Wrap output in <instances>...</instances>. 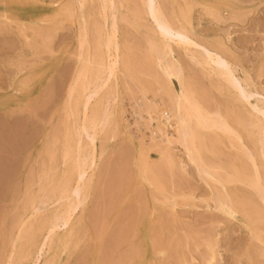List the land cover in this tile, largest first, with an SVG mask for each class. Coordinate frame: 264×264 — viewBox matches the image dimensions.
I'll use <instances>...</instances> for the list:
<instances>
[{
  "label": "rangeland",
  "instance_id": "1",
  "mask_svg": "<svg viewBox=\"0 0 264 264\" xmlns=\"http://www.w3.org/2000/svg\"><path fill=\"white\" fill-rule=\"evenodd\" d=\"M80 1L0 0V264H12L11 260L13 264H32L31 257L21 256L23 240L14 246L12 242L30 209L40 208L41 221L55 209L52 201H40L41 197L44 200L43 190L59 182L65 144L73 146L77 140L74 118L69 115L81 92L80 88L72 90L75 77L88 64L86 58L92 63L86 73L89 78L101 72V63L108 60L100 45L110 19H101L98 0H87V53V45H81ZM160 1L177 27L180 24L173 16L187 13L182 24L191 39L229 65L234 77L231 85L195 62V57L205 55L204 49L190 47L191 55L172 43V55L164 60L176 61L200 105L226 118L245 146L220 130L214 134L199 130L196 139L203 163L221 179L231 173L244 176L239 174L240 183H212L199 170L198 162L190 160L184 146L164 141L158 132L164 128L157 120L150 122L145 113L138 114L139 106L169 105V94L179 87L174 78L165 80L158 67L151 39L160 29L147 16H133L139 0H126L115 12L119 20L117 71L90 106L108 117L106 125L97 127L94 145L85 146L86 152L93 150L95 165L83 178L84 205L71 217L66 247L60 243L62 229L48 242L42 255L46 264L52 257L50 264H264V202L260 189L249 180L253 156L264 183V160L253 125L256 112L245 103L264 105V0ZM107 14L110 18V12ZM170 36L183 40L173 32ZM237 85L248 86L251 97L236 95ZM160 121L173 125L172 120ZM172 131L167 127L164 134L175 140ZM39 224L34 234L41 241L45 230Z\"/></svg>",
  "mask_w": 264,
  "mask_h": 264
},
{
  "label": "bare ground",
  "instance_id": "2",
  "mask_svg": "<svg viewBox=\"0 0 264 264\" xmlns=\"http://www.w3.org/2000/svg\"><path fill=\"white\" fill-rule=\"evenodd\" d=\"M91 1H93V0H91ZM124 1H126V0H98L99 7L101 9V10L100 9H98V10L101 11L102 14L100 13V15H102V17H103L101 19H104V20L110 19V23L108 21L109 24L107 25V29L105 30L106 32H104L105 38L103 40L102 37H101L103 42L100 45V47L103 46L106 49L107 54H105V55L106 56L108 55L107 56L108 60H107V62L105 61L106 63H104V62L101 63V66H102V71L101 72L96 73V74H94V76L92 75L93 77L89 78L87 76V74L89 72L87 73V71L89 70V67L92 66V65L90 66V64H92V63H91V61L90 62L87 61L89 58H86L87 62L85 61V64L86 63H88V64H86V66L84 68L80 69V71L78 72V75H76L77 78L75 77L76 80H74L75 82L73 83L74 86H73L72 90H75V88L76 89L80 88L81 92H80V95L78 97L76 96L77 99L73 102L74 104L72 103L71 106L74 105V107H73L74 109L73 108L71 109V107H70L69 115H71L70 116L71 118H72V116L74 118V122H73L74 123V127L76 125V127L74 128V130L76 129V135H74V139L76 140V138H77V140H76V142H75V144L73 146H72V143L69 144V142H67V144H65V146H64L65 147L64 148L65 151H64V154H62L63 156H62V161H61L63 170H62V174L59 173L61 175L60 177H58V179L60 178L59 182L56 179L55 182H58L57 184L56 183H55V185L51 184L52 186L50 188H47V189L43 190L44 191V193H43L44 194L43 195L44 196V200H43V198L41 196H39L42 199V201H40V202H42L43 204H46L48 201H52V205L55 204L56 207L53 210V212H51V215H49L48 217L46 216L47 218L46 219H42V221H41L39 219V216H38L39 212H40V211L38 212V209H40V208H37L38 206L32 208V205H31V207H30V208H32V210L30 209L31 212L29 211L30 213H29L28 217L24 221H22L20 223L19 228H18V232L16 234V237L14 238V240L12 242V245L14 246L15 242H17L19 240H23L21 247H23V249H24V252H23L24 254L22 253L23 255H21V256L24 259H27L28 257H31L30 259L32 260V264H41V263L46 264L44 262L46 261L45 259H47V258L43 259L44 257L42 258V255H43L44 251H46L45 248L47 247L48 242L50 240H52L53 236L56 234V232L58 230H61V229L65 230V232L64 231L60 232V233H62L61 234L60 243L63 244V247L64 246L66 247V245H67V243L69 241V233L71 231V230L67 231V228L69 227V223H71V219H72L71 217L73 216V214L76 213V211L80 207H82L84 205V198H85V192H86V183L83 180V178H84V176L86 174L87 169H92L93 166L95 165V162H94L95 155H93L94 152L92 153L93 150H90L91 151L90 153L88 151L86 152L85 151V146H88V147L90 146L89 148H91V145L94 143V140H95L94 137L96 135L95 132H96L97 127L98 126H102L103 123L104 124L107 123L106 119L108 117V115H107L108 113L107 112H106L107 114H105V112L102 113L99 110V113H97L96 110L95 109L94 110L91 109L90 106H91L93 98L96 96L98 91L101 88H103V86H105L106 82L109 81L108 79L110 77L112 78L114 76V72H115V70L117 68V65H118L119 56H118L117 51L119 50V47H118V41H117V36H116L117 35L116 33H117V20H118L117 17H118V15L116 14L117 15V17H116L115 12H116V10L118 8L121 9L123 7L122 5H123ZM76 2H78V1H76ZM86 2H87V0H81L79 2L80 4L79 3L78 4L80 5L79 9L81 11V15L79 14L81 16L80 18L82 20L81 23L84 24V25H82V26H84V28L82 27V30L84 31V33H83V36H82L81 45H84V44L87 45L86 49H87V53H88V44H87V40H88L87 37L88 36H87V29H86V22H87L88 19L86 20V13H85L86 12L85 11V3ZM94 3H93V5H94ZM134 9L135 10H134V15L133 16H135L136 19H141L143 16L144 17L147 16L148 18H151L153 20V22H154V25L156 24V26L160 29L161 32L160 31L158 32L160 34H157V37L151 39L153 47L155 48V50L157 52V57H158L157 61H159V66L158 67H160L159 69H161L160 71H162L160 73H162L164 78H166L165 80L170 82L174 78L176 80V82H177L178 87H179V89L176 92L173 91L174 93L169 94V97L171 96L170 97V101H169L170 103H168L169 105H166L165 104L166 102H159L157 104H153L154 106H151V105L148 106L147 105L148 101H146V99H145V101L147 102L146 103L147 106L146 107L144 106L145 107L144 109L140 108V106H139L138 114L145 113L147 115V117H149L148 120L150 122H152L153 120H157L160 123V125L164 128V130L163 129H159L158 130V132L163 136L164 141L166 143H168V145L169 144L171 145L172 143H175V144L179 143L181 146H184L183 148L186 149L185 151L187 152L188 157H190V160L192 159V161L196 160L198 162V164H197V162H196V164L201 167L200 168L198 166L199 170L201 171V169H202L204 174H205V176H206V178L210 179L212 183H213V181L218 182V184L222 183V182L227 183V182H230V181H231V183H232V181L240 183L241 182V180H240L241 179L240 178L241 174L240 173H231V175L229 174L230 176L224 177L225 179H221L220 177L219 178L216 177L215 172H213L215 170L214 169L212 170V167L206 166L203 163V161L201 159V156H200V151H199L198 146H197V139H196L197 138V133H198L199 130L200 131L204 130V132L209 130L213 134L216 131L220 130L223 133H225L227 136L231 135L232 137H234L235 139L234 138L233 139L237 141V143L239 144L240 147H245L243 145V142H242V139H241V136H240L239 132L236 131L235 129H233L229 125L227 119L224 118L218 112H214V113L207 112L206 109H204L200 105V102L197 101V99H196L197 97L194 96L195 94H193V91L191 90L190 85L185 80V78L183 76L184 74H182V72H181L182 70H180L178 68L179 66L177 67V64H175L176 61H175V63L174 62L172 63L169 60L164 62V60L167 58V56H171L172 55V49H171L172 48V43L176 44L182 51H184V53L186 51H188L187 53H190L191 52L190 49H192L190 47H194V48L196 47L195 49L200 48L201 51H203V49H204L205 55H203L201 57L199 56L200 58L199 57H195V62L198 65H200L209 75H213L215 77H219V79L221 78L220 80H224V82L226 84L231 85L230 81L232 83V79L234 77L229 72L228 63L225 62L224 60H222L219 57L218 54L210 52L209 49L208 50H205V48L202 49L199 44L195 43L191 39L190 32H188L186 26L184 24H182V21L185 19V15L187 13H185V15L181 13V15H174L173 16V18L177 22H179L178 24H180V26L177 27L170 21V18H168L166 16V14L164 13V9L162 8V4H161L160 0H139V2L137 3V5H136V7ZM179 10H181V9H179ZM66 11H67V9H66ZM96 12H98V11H96ZM108 12H110V18L107 16ZM87 14H88V12H87ZM87 17H88V15H87ZM98 18H96V19H98ZM135 21L138 22V20H135ZM146 21L148 22V20H146ZM103 23H104V21H103ZM124 23H126V22H124ZM175 24H177V23H175ZM104 25H102L101 28L105 27ZM186 25H188V23H186ZM95 26H96V24H95ZM99 28H100V26H99ZM154 28H155V26H154ZM95 29H97V27ZM149 29H148V31H149ZM152 32H154V31L152 30ZM172 32L175 33L176 35L178 34V36L183 37V40H179V39L178 40H174V39H172L173 37L171 38V36H170ZM155 33H157V31ZM100 35L103 36V33H100ZM153 35L154 34H152V36ZM96 40H99V38L98 39L96 38ZM95 43H96V41H95ZM150 46H151V48H153L152 45H150ZM95 48H96V44H95ZM121 48H124V47H121ZM200 49H199V51H200ZM153 51H154V49H153ZM95 52H96V50H95ZM121 53H123V52L121 51ZM121 53H120V56H121ZM153 54H155V53H153ZM78 56L80 57V55L77 54V58H79ZM191 57L193 58V56H191ZM124 58H127L126 55H125ZM81 60H82V57H81ZM95 60H97V59H95ZM101 60H102V58H101ZM95 67H97V66H95ZM126 67H127L126 68V70H127L128 69V65ZM103 73H105L106 75L104 76ZM91 74H92V72H91ZM87 79H90V80H87ZM156 79L159 80V78H156ZM216 80H217V78H216ZM158 83H160V82L158 81ZM166 83H164V84H166ZM247 87L248 86L239 87L237 85L236 95L238 94V96H240V97L242 96L241 99L244 97V95H246V97L247 96L251 97L252 94L248 91ZM234 88L231 87V89H234ZM70 93H71V91H70ZM169 93H170V90H169ZM68 97H70V96H68ZM169 97H167V98H169ZM245 100H247V99L245 98ZM243 101L244 100H242V102ZM245 103L249 106L250 109H252V111L256 112V114L254 116L257 118V122L253 121V123H254L253 125H255L254 128L256 129L255 130L256 131V135L255 136L257 138V144H258V147H259L258 148L259 149V153H260L262 159L264 160V105L260 106L259 105L260 103L258 104V101L251 102L250 100H247ZM150 104H151V102H150ZM95 108L97 109V107H95ZM153 114H154V116H153ZM105 115H107V116H105ZM160 118H164L166 121L172 120L173 121V125L171 124V126H167L166 123L164 124V123H162V121H160ZM104 124H103V126H104ZM167 127H171L172 128V130H173L172 131L173 132L172 136L175 138V140H172L171 137H169L168 135L164 134V131H165V129ZM249 129H251V128H249ZM73 134H74V132H73ZM75 136H76V138H75ZM83 137H85L86 140L85 139L83 140ZM200 137H202V135H200ZM68 138H69V136H68ZM200 139L202 140V138H200ZM198 140H199V137H198ZM202 143H203V140H202ZM193 157H195V159H193ZM246 158H247V156H246ZM251 158H252L251 162H252L253 175L251 176V179H249V180H250V183L253 185V187L256 186V187H258L260 189V191L262 192V194L260 192V194L262 195V200L261 201L264 202V185H263L264 183L261 180L262 177L260 178V176L258 174L257 163H256L254 157L251 156ZM231 167H233L235 169L234 166H231ZM231 170L233 171V169H231ZM240 170H241V168H240ZM240 172H242V171H240ZM229 173H230V171H229ZM59 174H58V176H59ZM52 176H51V178H52ZM225 176H227V175L225 174ZM242 176H244V175H241V177ZM51 178H49V179H51ZM48 183H49V181H48ZM250 183H247V184H250ZM49 185H50V183H49ZM222 185H225V184L222 183L221 186ZM46 186H47V184H46ZM46 186H44V187H46ZM87 189H88V187H87ZM224 190L225 189L223 187V195L226 194V192ZM39 195H40V192H39ZM215 197H216V195H215ZM226 197L227 196H225V198H224V199H226V201L228 200V202H226V203L230 204L229 203L230 199H227ZM221 198L222 197H220V199ZM49 206H51V205H49ZM224 206L225 205L223 203L220 204L221 208H224ZM235 206H237V205H235ZM44 207H42V208L44 209ZM229 208L230 207H228V209ZM229 210H227V211H229ZM235 211L237 212L238 210H235ZM38 224L39 225L43 224L42 225L43 227H40V226L39 227L45 230V233L42 236V239H40L41 241H39V236L38 235L35 236V234H34V231L35 230L37 231V227L36 226ZM69 228H71V227H69ZM38 231H39L38 233L40 234L41 230H38ZM67 233H68V235H67ZM72 235H73V233H72ZM57 244H58V242H57ZM59 245H61V244H59ZM52 248H54V247H52ZM61 249H63V248H61ZM51 251H52V249H51ZM18 253H21V252L18 251ZM23 258H22V260H23ZM52 258H54V257H52ZM52 258H50V262L52 261ZM18 259L20 260L21 257L18 258ZM41 259H43L44 261H42ZM23 261H25V260H23ZM10 262L13 264L12 260ZM50 262L48 260L49 264H50ZM55 263L56 262H54V264Z\"/></svg>",
  "mask_w": 264,
  "mask_h": 264
}]
</instances>
